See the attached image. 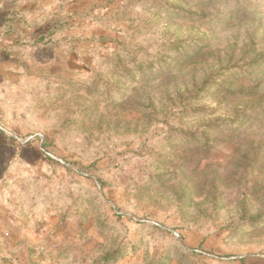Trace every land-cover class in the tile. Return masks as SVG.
Here are the masks:
<instances>
[{"label": "rangeland", "instance_id": "rangeland-1", "mask_svg": "<svg viewBox=\"0 0 264 264\" xmlns=\"http://www.w3.org/2000/svg\"><path fill=\"white\" fill-rule=\"evenodd\" d=\"M0 264H264V0H0Z\"/></svg>", "mask_w": 264, "mask_h": 264}, {"label": "crops", "instance_id": "crops-1", "mask_svg": "<svg viewBox=\"0 0 264 264\" xmlns=\"http://www.w3.org/2000/svg\"><path fill=\"white\" fill-rule=\"evenodd\" d=\"M3 89H4V87H1V86H0V91L3 90Z\"/></svg>", "mask_w": 264, "mask_h": 264}]
</instances>
